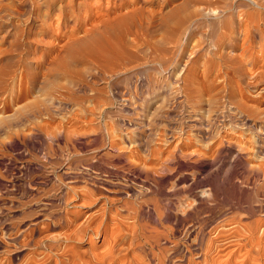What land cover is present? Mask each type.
I'll return each instance as SVG.
<instances>
[{"label": "rangeland", "instance_id": "obj_1", "mask_svg": "<svg viewBox=\"0 0 264 264\" xmlns=\"http://www.w3.org/2000/svg\"><path fill=\"white\" fill-rule=\"evenodd\" d=\"M263 3L0 0V264L42 261V245L20 243L60 231L43 225L65 182L135 192V209L115 204L80 245L81 264L91 251L102 264H250L239 222L264 218ZM141 159L170 176L130 165Z\"/></svg>", "mask_w": 264, "mask_h": 264}, {"label": "bare ground", "instance_id": "obj_2", "mask_svg": "<svg viewBox=\"0 0 264 264\" xmlns=\"http://www.w3.org/2000/svg\"><path fill=\"white\" fill-rule=\"evenodd\" d=\"M100 1L101 0H84V2L87 5L86 8H87V10L90 11V13H93L95 11V9L99 8V2ZM258 4H259V2H258ZM102 16L103 17L95 18V21L97 20L96 21L97 23H102V22L107 23L112 19L111 15H109L108 13H105ZM112 69H109V70L111 71ZM116 71L114 70V72H116ZM188 86H189V84H188ZM184 89L189 90L188 87H186V88L184 87ZM83 131H85V130H83ZM177 144H179L178 141H177ZM118 148L119 147H117L114 142L110 145L111 151L117 152ZM157 150L158 149L151 148V149H149L148 154L154 155L155 151H157ZM156 153H157V155H159V153H161V152H159V153L156 152ZM74 154H75V152L73 153V155ZM121 155H123V153H120L118 151V156L120 157ZM170 157H172V156H170ZM68 162L66 163L67 166L70 165V163H68ZM147 162H148L147 160L141 159L139 161H136V163L135 162H133V164L131 163L130 165L133 167H137L139 169H143L142 171H144L146 173V176H148V177H153V178L157 177L158 176V169L166 170V172H168L167 176H170V172L172 169L169 167V165H163L166 163V160H165V163H163L162 165L160 162L161 167H159L155 162L154 163L158 167L155 165H152L153 163H147ZM262 176H263L262 177V183L259 186L260 190L264 189V170H263ZM67 183L65 182L63 184L66 189H63L62 187L61 188L58 187L59 188L58 191L51 198V202L54 203L56 201H59V203L58 204H56V203L52 204L54 207L53 208L51 207L52 211L50 212V215H49L50 222L45 223L43 225L44 231L45 230L50 231V230H53L54 228H57V230H60V231H58V233H55V234L47 237V241L41 242L40 244L39 243H33V242L31 243V240L25 237L22 240V243H20L21 246H23V247L34 246L35 248H37V247H40L42 245L44 247V250L46 251V253H43L42 261L26 260L24 264H45L47 261H50L52 259V253L54 251H57V250H60V252H58L57 254L54 253V255H55L54 264H77L78 262H79L78 264H81L79 260L77 262L76 258H78V259L81 258V260H82V257H83V255L86 254V251H82L85 253V254H83L79 250L80 245L83 243H86L88 239H89L88 241H91L93 239L92 237H97L101 233V228H102V224L105 222V217L108 214L112 213L111 212L112 208H114V210H116L115 209L116 207H114V205L115 204L117 205L119 203L120 205H122L123 208H126V210L129 209L128 208L129 206L131 208L135 206V202L129 200L130 198L135 199V195H134L135 192L134 193L126 192L125 198H122L119 200L109 199V197H106V195H102L103 197H101V198H104L105 203L102 207H100V209H101L100 213L98 212V214H96V215L95 214H93V215L87 214L86 212L82 211V209L96 206L101 201V198L97 197V195L103 194L102 191H100V189L105 190V192H111L110 191L111 189L109 187H111L112 184L108 183V182L102 183L103 185L97 184V183H91V186H92L91 188H88L84 191H79V190H76L74 186H70ZM117 191H119V189ZM112 192H115V191H112ZM133 195H134V197H133ZM131 202H133L134 205L131 206V204H133ZM136 203H138V201ZM48 204H49V201H48ZM140 205L141 204H139V206ZM261 207L264 208V205H259V212H260V210L264 211V210L260 209ZM134 209H135V207H134ZM247 212L249 214L255 213L254 211L252 212V210H250V209ZM82 216H83V218L81 220H79ZM36 223L37 222L35 221L34 224H36ZM239 223L244 229H247V232H248L247 238L250 242L251 248H249L250 250H246V252H248V254H250L252 251H254L252 246H254L256 248L255 249V256L256 257H253V261L250 264H264V218L257 219L251 223H241V222H239ZM259 231H260V233H258ZM25 235H26V233H25ZM62 243H65L63 247L61 246ZM11 249H8L7 251H9V252L13 251V253H16L17 251H19V250H15V249L11 250ZM90 253L92 255L91 257L93 258V260L95 259L96 262L100 261L101 262L100 264H102L106 258V254H104V253H102V255L100 253L94 252V251H91ZM85 257H86V255H85ZM91 259H89V260H91ZM89 260H88V262H89ZM93 260L91 261L92 263H93ZM92 263H90V264H92ZM242 264H246V263H242Z\"/></svg>", "mask_w": 264, "mask_h": 264}]
</instances>
